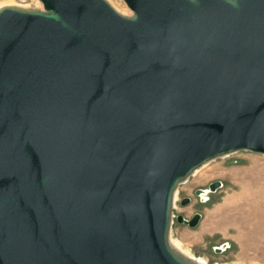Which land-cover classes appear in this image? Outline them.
<instances>
[{
    "label": "water",
    "instance_id": "1",
    "mask_svg": "<svg viewBox=\"0 0 264 264\" xmlns=\"http://www.w3.org/2000/svg\"><path fill=\"white\" fill-rule=\"evenodd\" d=\"M38 1L0 7V264H202L174 198L264 155V0Z\"/></svg>",
    "mask_w": 264,
    "mask_h": 264
},
{
    "label": "rangeland",
    "instance_id": "2",
    "mask_svg": "<svg viewBox=\"0 0 264 264\" xmlns=\"http://www.w3.org/2000/svg\"><path fill=\"white\" fill-rule=\"evenodd\" d=\"M118 13L132 12L123 0H106ZM42 9L38 0H0V7ZM216 193L200 194L213 183ZM185 198L191 199L182 206ZM200 213L196 228L176 223L170 238L184 246L187 255L205 264H264V155L239 152L216 159L194 173L176 190L173 214L190 219ZM226 249L218 252L217 248ZM189 249H188V248Z\"/></svg>",
    "mask_w": 264,
    "mask_h": 264
},
{
    "label": "bare ground",
    "instance_id": "3",
    "mask_svg": "<svg viewBox=\"0 0 264 264\" xmlns=\"http://www.w3.org/2000/svg\"><path fill=\"white\" fill-rule=\"evenodd\" d=\"M197 172V171H196ZM195 172V173H196ZM170 244L173 248L177 249V250H180L181 252H183L184 254L187 255V252L185 250H183L184 246L182 247L181 243L179 241H174L170 238ZM188 248V247H187ZM189 249V248H188ZM200 263L202 264H205L204 262H201Z\"/></svg>",
    "mask_w": 264,
    "mask_h": 264
},
{
    "label": "flooded vegetation",
    "instance_id": "4",
    "mask_svg": "<svg viewBox=\"0 0 264 264\" xmlns=\"http://www.w3.org/2000/svg\"><path fill=\"white\" fill-rule=\"evenodd\" d=\"M214 185H215V183L211 184V185L209 186L208 190H199L197 194H199V195H200V194H203V193H204L203 191H208L207 194L216 193L219 189H221V188L223 187V185H222L221 187H215L216 190H215V191H211V187L214 186ZM183 201H184V199H183ZM183 201H182V202H183ZM187 205H189V203H188ZM187 205H186V206H187ZM184 207H185V206H184ZM194 215H195V214H194ZM192 218H193V217H191L190 219H192ZM183 225H186V224H183ZM187 226H188V225H187Z\"/></svg>",
    "mask_w": 264,
    "mask_h": 264
}]
</instances>
